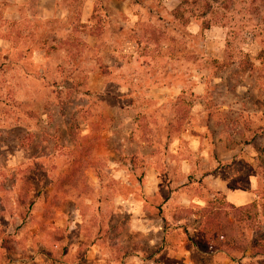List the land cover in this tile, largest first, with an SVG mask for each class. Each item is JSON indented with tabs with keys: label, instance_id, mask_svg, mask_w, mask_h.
<instances>
[{
	"label": "rangeland",
	"instance_id": "1",
	"mask_svg": "<svg viewBox=\"0 0 264 264\" xmlns=\"http://www.w3.org/2000/svg\"><path fill=\"white\" fill-rule=\"evenodd\" d=\"M180 1L0 0V264H264L263 208L199 224L218 168L264 201V0Z\"/></svg>",
	"mask_w": 264,
	"mask_h": 264
},
{
	"label": "crops",
	"instance_id": "2",
	"mask_svg": "<svg viewBox=\"0 0 264 264\" xmlns=\"http://www.w3.org/2000/svg\"><path fill=\"white\" fill-rule=\"evenodd\" d=\"M201 149H202L201 155L206 165H211L213 164V162L216 161L218 162V160H220L221 162L226 161L234 164L237 162V159L241 157V155L239 154V152H241V147H239V149L237 150L236 149L229 150L228 148H226L225 151L220 150L217 160L210 159L209 146L205 148L203 147ZM195 150L198 151L199 149L196 148ZM182 163L191 166V163L194 164V161L192 157H185L183 158ZM216 167L218 168V165ZM218 169L219 170H216L213 173L206 174V176L204 177V183L209 189H212L218 192L219 194H222L223 199L227 203L235 207H239V206L249 205L259 200L260 197L258 196L257 193V189L259 188L258 175H254L252 172L249 173L248 175H245V180L243 185L238 184L237 181L235 182L232 181L229 184V181L231 180H227L226 177L222 176V171L220 170V168ZM190 199L191 198L187 197V200L189 202ZM199 202H201L202 205L201 207L206 205V201L200 200Z\"/></svg>",
	"mask_w": 264,
	"mask_h": 264
},
{
	"label": "trees",
	"instance_id": "3",
	"mask_svg": "<svg viewBox=\"0 0 264 264\" xmlns=\"http://www.w3.org/2000/svg\"><path fill=\"white\" fill-rule=\"evenodd\" d=\"M192 3H193L192 0H181L180 3L174 8V13L177 14L182 8H184V6ZM209 26L210 23H204V22L201 23L202 29L208 28ZM222 202L221 204L219 203V206H213L214 203L210 201L205 206L200 207L199 209L200 234L203 237V239L212 246H215L220 249H226V248L232 249L233 239H231V230H232L230 229L231 224L225 219L223 215V209L225 207H229L239 210L242 208L246 209L253 206L255 207L258 206L261 209L263 208L264 210V201L262 202V204L253 202L249 205L239 206V207H235L227 202L225 203L224 201ZM249 219H250L249 216L245 213L243 214V217H241V219L236 218V221L246 222ZM251 246H253V248L254 247L257 248V246H259V248L261 249L256 253L263 254L262 252H264V246L262 247L260 245H254L253 243L251 244Z\"/></svg>",
	"mask_w": 264,
	"mask_h": 264
}]
</instances>
